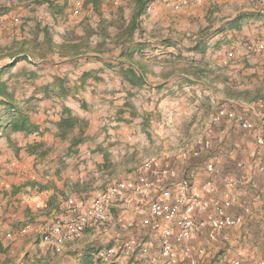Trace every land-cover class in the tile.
I'll use <instances>...</instances> for the list:
<instances>
[{
	"label": "crops",
	"instance_id": "crops-1",
	"mask_svg": "<svg viewBox=\"0 0 264 264\" xmlns=\"http://www.w3.org/2000/svg\"><path fill=\"white\" fill-rule=\"evenodd\" d=\"M75 1L0 0L3 28L0 47L8 46L13 40L32 39L35 25L46 26L54 42L60 44L65 32L82 35L84 29L96 30L102 20L113 22L119 8L128 22L133 0H78L79 6L82 2L80 14L72 16ZM180 1L147 0L151 6L147 7L146 18L140 20L144 32L134 38L137 43L147 45L138 57L151 58L154 63V67H146L147 82L141 89L166 92L159 98L158 111L148 114L149 129L146 128L152 141L149 147L158 145L152 149L165 157L155 155L160 163L155 158L149 162L160 169H174L175 175L163 176L144 201L140 197L139 177L147 173L142 169L137 173L136 169L120 176L104 189L119 182L126 185L108 200L106 221L91 223L81 239L65 243L57 253L52 244L42 241V235L52 225L89 214L93 201L104 191H91L97 185L95 176L105 177L113 165L121 170L131 168V153L139 150L134 136L122 126L113 136L105 135L96 130L94 121L87 119L90 129L85 142L78 146V154L69 159L63 158L68 143L54 138V128L37 139L51 148L53 157L49 152L43 160H35L21 151L16 158L3 148L0 153V264H96L95 253L109 247L119 252L123 243L132 238L139 247L148 248L147 255L136 248L130 257L118 255L104 263L153 264L149 257L159 255V234L143 221L150 218L148 208L154 203H174L182 181L190 185V194L182 202L228 200L230 206L226 212L241 216L243 224L217 231L210 239L208 220L214 216L213 208L194 212L199 230L190 240L175 247L177 253L189 247L195 264H230L232 258H239L244 264L264 260V177L259 171L264 165V50L246 49L250 43H264V0H188V6L174 10V4ZM20 28L24 30L21 34ZM109 31L115 33L112 26ZM100 40V36L92 35L89 46ZM163 40L172 46L160 45ZM176 43L184 48L178 59L173 48ZM195 45L198 50H193ZM111 54L117 56L118 50ZM85 57L91 61L81 63L78 69L95 70L101 79L91 81L90 88L96 90L100 85L114 96L110 98L124 103V94L120 91L131 89L130 86L122 83L112 70L99 68L101 63L94 62L90 53ZM161 57L164 60L157 64ZM63 61L54 54L46 59L36 58L35 65L38 74L47 68L52 76L74 69ZM23 66L26 65L18 63L13 69ZM11 71L9 68L5 72ZM22 72L25 70L21 69ZM2 80L16 89L10 79ZM167 89L191 90L188 95L196 94L198 98L169 102ZM211 91L217 93L212 95ZM38 94L37 101L44 98ZM206 94L209 97L203 100ZM214 100L213 108L210 103ZM70 101L66 106L73 109V115L82 117L84 112L75 108L72 98ZM174 104H179V111H172ZM165 106H168L166 111ZM220 106L225 107L224 115L213 124L212 117ZM158 112L166 113L165 124L171 130L160 128ZM151 114L155 118L151 119ZM33 120L42 129L48 128L43 125L42 115ZM242 123L247 126L243 128ZM207 133L209 148L198 146L196 140ZM118 142L123 143L120 147H127H118ZM109 164H112L110 168ZM229 180L233 181L232 186L228 185ZM244 207L248 212L243 211ZM26 226L28 230L22 234L20 231Z\"/></svg>",
	"mask_w": 264,
	"mask_h": 264
},
{
	"label": "trees",
	"instance_id": "trees-1",
	"mask_svg": "<svg viewBox=\"0 0 264 264\" xmlns=\"http://www.w3.org/2000/svg\"><path fill=\"white\" fill-rule=\"evenodd\" d=\"M77 3H79L78 0L74 3L72 16H79L80 14L82 2H80V6ZM148 6L151 5L147 3V0H133L128 22L123 16V10L118 7L117 17L113 22L102 20L98 22L96 30L84 29L82 35H77L74 31L65 32L60 44L54 42L52 32L46 26L39 28V25H35L31 33L32 39L13 40L8 46L0 47V62L5 59L10 60L0 65V138L4 137L8 143V146L6 144L0 147V153H2L3 148H6L16 158L22 151L29 157H34L35 160H43L52 151L51 148L45 147L41 140L38 141L37 139L41 138L51 128L55 129L54 138L60 142L67 141L68 143L63 158L69 159L77 155L78 146L85 142L87 131L90 129L87 119L73 115L65 105H62L57 112L48 108L42 113L44 114L43 125H47L48 128L42 129L33 120L37 108L32 101L33 99L36 100L37 92L32 93L29 98H19L16 89L9 87L2 80L4 72L15 67L18 63L35 64L36 58L46 59L47 56L54 54H57L58 59L65 60L63 62H69L74 70L79 71L78 68L91 61L85 57L86 53H90L94 62L101 63L99 68L112 70L120 77L122 83L130 86L131 89H124V93L120 91L124 94V103H121V106L114 113L108 114L106 118V127H112L116 131L121 128L126 114L125 109L129 104L126 96H132L134 91H146L141 89L147 82L144 73L146 66L138 57V53L147 45L137 43L134 38L136 35L141 36L144 32L140 20L144 17ZM111 26L115 30L114 34L109 31ZM2 29L0 28V32ZM23 31V28H20V34ZM92 35H98L101 38L93 47L89 46V38ZM176 44L175 46L178 47V44L181 43ZM160 45L172 46L164 40ZM115 50H118V54L112 56L111 53ZM193 50H198L197 45L193 46ZM100 80L95 70L80 71L79 76L74 81L68 80L67 75H54L51 81L39 87V92L44 98L73 99L78 98L79 91H82L86 84ZM79 101L80 107L83 109L85 102L82 99ZM117 126H119L118 129H115ZM114 132L108 130L105 135H114ZM51 156L53 157L54 154L51 153ZM63 161L61 159V162ZM75 200L80 201L78 198Z\"/></svg>",
	"mask_w": 264,
	"mask_h": 264
},
{
	"label": "rangeland",
	"instance_id": "rangeland-1",
	"mask_svg": "<svg viewBox=\"0 0 264 264\" xmlns=\"http://www.w3.org/2000/svg\"><path fill=\"white\" fill-rule=\"evenodd\" d=\"M173 9H174V6H173ZM144 18H146V16ZM0 28H2V26H0ZM14 28H16V27H14ZM173 48H174L175 54L177 53L176 59L180 58L182 56L181 54L184 53L183 52L184 48L180 47L179 44H178V47L174 46ZM163 60H164V58L161 57L157 61V64H160ZM7 61H8V59L1 61L0 65L4 64V62H7ZM141 61L147 68L154 67V63L152 62L153 60L151 58H148V57L142 58ZM19 64L26 65L24 62H20ZM177 64H179V61L176 62V65ZM158 67H160V66H158ZM178 67H179V65H178ZM21 69H24L25 72L20 73ZM38 71H39L38 67H36L35 64L34 65L33 64H27L26 66H23V67H18V68H14V69L12 68L11 72H5V74L2 76V79H10L11 80L10 83L13 84L14 86H16L17 97H19V98L23 97L24 99H26L27 97H30V95H32V93H34V92H37L36 95L39 93V89L37 90V87H40V85L48 83L49 81H51L52 73H50V70L47 71V68H46V70L43 74H38ZM80 71H81L80 69H79V71L74 70V69H66V70H63L62 73L60 72V74L61 75H67L68 80L74 81L79 76ZM158 71H160V70H158ZM9 74H11V76H8ZM166 91H167L169 98H170L169 102L171 101V99L173 101V100H179L180 98H186L188 100L195 101V99L198 98L196 96V94L188 95L187 92L191 91V90L185 91V90H181V89H179V90L178 89H172V90L167 89ZM122 92L124 93V91H122ZM211 92H212V95H215L217 93V91H211ZM164 93H166L164 90L156 91V92H152V91L137 92V91H134L132 93V96H126L128 98L129 104L125 109L126 114L124 117V123H123L122 127H124L126 130L130 131V133H128V134H130L131 136H134L135 142H136V144H138L139 150L133 151L131 153V159H133V160L129 161V162H131V164H130L131 168L130 169H126V170L122 169L121 170V168H114L115 165H113V168L111 167V170L105 169L106 171L108 170L106 172L107 175L105 177L98 178L95 176L97 185L92 187L91 191L96 193L97 191L104 189L108 184H110V183L112 184V182L115 181L116 179H118L120 176L128 175L132 171H136V169H137V173L141 169L144 172H146L144 170V168H142V167H144V163L149 162V159H151V158H155L159 161L158 157H156L155 155L159 156L160 158L164 156L162 154H158L157 152H155L152 149L153 147H158V145L157 146L154 145L152 147H149V142L151 140L148 137L149 132L146 130V128L149 129V127H148L149 123H147V120H148L147 118L149 117L148 114L153 113L156 109H158L159 98ZM38 95L40 96V94H38ZM110 96L114 97V96H112V94L106 92V90H102L100 88V85L96 88V90H92L90 88L89 83H88V84H86L85 88L82 91H79V94H78V97L85 102V107L83 109H81V107L79 106L80 105L79 99L73 98L74 106H76L75 108L80 109V112L81 111L84 112L82 118L94 121V123H96L95 124L96 130L97 131L101 130L103 133H106L108 130H110L112 132L116 131V130H113L112 127H106V124H107L106 118H107L108 114L114 113L115 110L121 106L117 102V99L116 100L112 99V98H110ZM37 97L35 96V98H37ZM207 97H209L207 94L205 96L203 95L202 99L203 100L207 99ZM108 101H110V102H108ZM32 102H33V104L36 105V108H37L36 115L33 116V118L36 119L39 115H43L42 117H44V114H42V113L45 111V109L49 108V109H53L54 112H57L60 110L62 105L66 106V103H68V102L70 103L71 101H70V98L56 99V98L51 97V98H42L41 100L39 99V101L33 99ZM172 103H174V102H172ZM215 105H216L215 100L213 103H210V107L214 108ZM167 107L168 106H165V108L163 110L166 111ZM171 108H172V111H175V112L180 110L179 104H174V106H172ZM71 111H73V109H71ZM156 111H158V110H156ZM212 111L213 110H211V112ZM161 113L162 112H158L159 118H157L159 120L160 128L163 130L164 129H170L169 126H167V124H165L166 120L164 117H165L166 113L165 112H164V114H161ZM151 117H152L151 119L155 118L153 114H151ZM118 127L119 126H117V128H115V129H118ZM135 127H140V128L135 130ZM0 132H1V130H0ZM109 136H113V135L109 134ZM203 139L204 138H198L196 140V144L198 146L201 145L200 143ZM6 144L8 146L6 139L4 137H1L0 138V147H3ZM120 144L122 145L123 143L118 142L117 146L120 147ZM10 147L11 146L9 145V148ZM125 147H127V146H125ZM125 147H120V148L124 149ZM130 147H132V146H130ZM10 149L12 150V148H10ZM159 163H160V161H159ZM134 164H135V166H134ZM111 165L112 164H109L108 168H110ZM147 196H148V194L146 195V197ZM130 240H135L137 242L136 239L132 238V239L125 241L123 244L127 243ZM110 244H112L111 241L109 242V245ZM123 244H121V245H123ZM94 258L96 260H98V262L96 261V264H99V262L105 264L104 262H102L96 258V253H95ZM131 261L132 260H130L129 262H131Z\"/></svg>",
	"mask_w": 264,
	"mask_h": 264
},
{
	"label": "built area",
	"instance_id": "built-area-1",
	"mask_svg": "<svg viewBox=\"0 0 264 264\" xmlns=\"http://www.w3.org/2000/svg\"><path fill=\"white\" fill-rule=\"evenodd\" d=\"M210 206L214 210V216L209 217L208 220L210 225L208 238L212 239L217 231L240 227L243 224L241 216L226 212V209L230 206L228 200L209 202L206 199H198L148 208L150 218L145 219L143 223L151 226L159 234V255L149 257L150 262L153 264H195L194 259L190 257L189 247H183L179 253L176 252L175 247L190 240L198 232L199 224L194 219L193 213L206 212ZM243 211L248 212V208L244 207ZM106 219L107 216H101L52 225L42 235V241L52 244L54 251L59 253L65 243L81 239L91 223H102ZM27 230H21L20 232L25 234ZM7 237H10V235H7ZM136 248H139L142 255L148 254L147 247H139L135 240H130L121 247L119 252L114 247H109L98 251L96 256L97 259L103 262H109L118 255L123 258L130 257ZM230 264L244 263L239 258H232ZM258 264H264V260H260Z\"/></svg>",
	"mask_w": 264,
	"mask_h": 264
},
{
	"label": "bare ground",
	"instance_id": "bare-ground-1",
	"mask_svg": "<svg viewBox=\"0 0 264 264\" xmlns=\"http://www.w3.org/2000/svg\"><path fill=\"white\" fill-rule=\"evenodd\" d=\"M189 2L188 0H181L179 3L174 4V10H180L181 8L188 6ZM246 49L248 51H262L264 50V43H250L246 46ZM225 107L220 106L216 113L212 117V123L216 124L218 123L222 116L224 115ZM247 125L246 123H242V127L245 128ZM207 132V131H206ZM204 148H209L210 141L208 137V133L204 137V139L200 143ZM144 170L147 173V176H141L139 177V183H141V186H139L140 190V197L142 201L146 198V195L148 192H151L157 185L160 183V180L163 176H174L175 170L174 169H160L156 167L152 162H146L144 163ZM259 171L262 173L264 177V165H261L259 167ZM229 186L233 185V181L229 180L228 182ZM125 183L120 182L116 185L109 186L106 190L102 191L98 197L94 200L92 207L89 211V214H81L78 215L76 218L69 222L78 221V220H84L88 219L89 217L96 218L105 216L106 214V208H107V202L108 200L116 193L120 192L125 188ZM190 185L187 181H182L177 189L175 200L173 204L181 203L184 199L187 198V196L190 194ZM141 202V201H140ZM143 203V202H142ZM154 203V202H153ZM166 205V204H165ZM158 206H164L162 203H154L151 208L158 207ZM67 223V222H65ZM28 227L26 226L23 228V230H27Z\"/></svg>",
	"mask_w": 264,
	"mask_h": 264
}]
</instances>
